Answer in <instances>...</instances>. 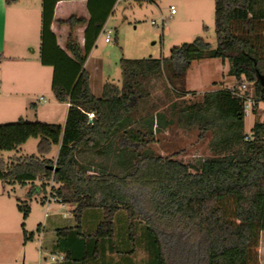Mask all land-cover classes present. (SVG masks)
Here are the masks:
<instances>
[{"label":"trees","instance_id":"trees-1","mask_svg":"<svg viewBox=\"0 0 264 264\" xmlns=\"http://www.w3.org/2000/svg\"><path fill=\"white\" fill-rule=\"evenodd\" d=\"M59 1L43 0L40 60L54 69L56 100L69 103L66 122L21 117L0 124V152L39 138L36 154L0 156V181L25 189L17 196L24 218L33 198L45 204L49 193L75 204L78 225L58 229L53 242L54 251L64 250V262L104 264L109 247L131 264L142 247L144 264H255L264 230V119L247 133L244 101L231 87L205 92L193 103H173L168 116L144 105L156 78L177 95L195 93L186 88L188 70L208 58L228 61L234 86L249 81L264 102L257 77V71L264 75V0H214L215 47L199 35L174 46L168 57L123 58L121 86L108 82L99 96L85 64L118 0H87L88 17L57 20L72 31L85 27L84 43L70 32L65 47L52 28ZM172 125L197 126L200 138L216 135L213 154L190 164L177 153L154 151L158 134ZM54 146L56 158L50 156ZM86 151L110 155L107 170L92 171L83 160ZM90 208H101L103 220L85 232L82 217ZM120 214L127 221L118 227Z\"/></svg>","mask_w":264,"mask_h":264},{"label":"rangeland","instance_id":"rangeland-1","mask_svg":"<svg viewBox=\"0 0 264 264\" xmlns=\"http://www.w3.org/2000/svg\"><path fill=\"white\" fill-rule=\"evenodd\" d=\"M41 1L21 0L22 5L30 4L33 6L29 15L22 12V14L26 13L25 15L29 16V20L18 22L15 26L10 21L7 22L6 37L9 43H13V46H9L11 54L26 55L30 53L33 56L32 51L39 47ZM71 2L67 1L66 3L70 4ZM172 5L176 7V13L174 14L171 12ZM74 9L79 15L84 7L76 4ZM152 20H155L157 25L152 24ZM61 26L64 25L59 23L55 25L62 39L61 41L64 43L67 32L62 30ZM109 28L113 30L112 41L107 43L105 38L106 31ZM81 34V28L76 27L74 35L80 38ZM199 35L204 36L213 47L217 45L214 0H119L86 63L87 70L91 75L92 91L98 96L101 95L104 84L108 82L121 86L123 80L121 59L168 57L171 55V49L174 46H179L184 42H192ZM36 55L38 56V53ZM229 67V62L226 61L223 64L221 58L193 61L187 73L186 88L195 93L185 96L177 95L173 90H167L164 79H154L152 81L151 99L144 105L146 111H151L153 107H156L157 111H165L168 116L172 111L171 106L173 103L181 105L193 103L200 101L205 92L234 86L238 81L234 76L228 74ZM1 69L0 79L3 78L4 80L0 85V95L5 96L6 92L12 88L7 79V75L11 76L9 67L5 70L4 67L0 66ZM24 70L23 67L18 69L20 73L17 76L19 81L16 82L18 90L24 88L23 85H25L28 78L30 79V74L25 73V78L22 76ZM51 70L52 68L49 69V71ZM244 82L247 84L249 92L254 95V85L245 79ZM27 88L31 92L29 94L31 101L27 103L26 99L18 97L14 102L19 106L17 111L19 113L10 114L7 111L5 114H0V124L16 121L20 117L30 121L65 123L67 105L56 100L49 81L42 80L34 85L30 84ZM2 103L3 101L0 102V108L3 110L6 106ZM36 110L39 112L38 117L34 116ZM263 119L264 102L258 101L256 112L249 111L246 113L245 131L250 133L255 121ZM200 133L201 131L197 126L184 128L172 125L158 134V141L153 143L151 147L162 155L177 153L178 159L186 163L197 164L213 154L210 143L216 136L207 133L204 138H200ZM38 143L39 138H30L20 147V153L26 155L36 154ZM2 152L6 158L17 154L14 150ZM55 154L56 146L50 152V156ZM83 160L84 163L93 168L92 171L101 172L107 170L110 164V155L86 151ZM3 185V182L0 181V192L3 191ZM7 185V190L11 192L13 186ZM0 201H4L0 202V211L3 214L5 213V217L2 219L4 223L2 224L10 225V229L4 231L7 234L0 233V264L62 263L60 260L53 261L51 259L52 255L58 258L60 251H54L55 248L52 243L54 242L55 231L50 223L57 221L60 227L74 225L76 223L74 216L68 209L75 207V204H67L66 216H64V209L60 208L59 202L53 201L49 211L50 215L53 216L49 218L45 216L44 210H40L38 203H33V210L25 219L16 199L5 198ZM46 223L48 224L47 235L46 238H41L39 228H42ZM117 223L120 227L119 219ZM85 232H88V230ZM122 239L125 238L122 237ZM254 252L255 264H264V230L259 232V243ZM145 255L143 248L139 247L132 257L131 264H144Z\"/></svg>","mask_w":264,"mask_h":264},{"label":"crops","instance_id":"crops-1","mask_svg":"<svg viewBox=\"0 0 264 264\" xmlns=\"http://www.w3.org/2000/svg\"><path fill=\"white\" fill-rule=\"evenodd\" d=\"M67 1H72V2L69 4V3H66ZM21 3H22L21 0H11L10 2H8L7 0H0V66L4 67L5 70L9 67V72H10L11 77H9V75H7L8 76L7 79L9 81V83H11V85H12L11 90L6 92V95H5L6 97L4 95H0V102L3 101L2 105L6 106V107L3 106L4 107L3 110L0 108V114H3V113L5 114V112H7V111H9L10 114H15L19 110V106L16 105L14 101L18 97L21 99H24V100L26 99V102L29 103L31 101L30 96H29V94L31 92H30L29 88H27V87L30 84L34 85L35 83H39L42 80H44L45 82L49 81V83L51 84V90H52L54 69L52 66L43 65L41 63V60H40L42 10H41L40 44H39L38 48H35L32 51L33 56L30 53L26 54V55H24V54L19 55V54H11V52H10L9 46H13V43H9V41L7 40L8 38L6 37L7 22L10 21L15 26L18 22L21 23L24 20H29V18H28L29 16H26L25 14L27 13L29 15V12H31L32 7H33L30 4L27 5L24 3L25 5H22ZM42 4H43V0L41 1V7L43 9ZM76 4L84 7V9H82V11L79 15L88 17L89 13H88V9H87V0H61L57 3V6H56L55 21L52 25V28L57 33L59 44L62 47L66 46V41H67L68 35L70 32H73V34H74V30L72 31L71 28L68 27L67 24H63L64 26H61L62 30L67 32V36L65 37V39L63 41L64 43H62V41H61L62 39L60 38V36L58 34V30L55 27V25L57 23V20L66 19L73 14H77L76 10L74 9V6H76ZM22 12H26V13L22 14ZM80 28L82 30V34L80 35L79 40L81 43H84L85 27H80ZM60 32H61V28H60ZM36 53H38V56L36 55ZM34 58H36V59H34ZM222 62H223V64L226 63V61H223V60H222ZM20 67H23L25 69L22 72V76L24 77L25 73L30 74L29 75L30 79L28 78L27 81L25 82V85H27V86L23 85L24 88H21L18 90L16 87L17 86L16 82L19 81V80H17V76L20 74L18 71V69H20ZM51 68H52V70L49 71V69H51ZM85 68L87 69L86 64H85ZM1 73H2V69L0 70V74ZM3 80H4L3 78H2V80L0 79V85H1V82H3ZM21 91H23V92H21ZM0 92H1V90H0ZM22 96H24V97H22ZM65 104L67 105V113H68L69 103H65ZM13 111H14V113H13ZM17 113H19V112H17ZM38 115H39V112H38V110H36L34 113V116L38 117ZM20 150H21V148H19L18 150H14L17 152V154H15V155H22L20 153ZM58 152H59V146H56V154L52 155L51 157L56 158L58 156ZM0 156L6 158L3 154V152H0ZM9 157H12V156H9ZM7 186H8L7 184L3 185V191L0 192V200H3L5 198L17 200V196L23 195L25 192L24 187H20L18 184L12 185L13 188H12L11 192L7 190ZM0 202H4V201H0ZM55 202L58 203V201H55ZM33 203L34 204L38 203L39 204L38 207L40 208V210H42V211L44 210L45 216L52 218L53 215H50L49 211L51 209V205H52L53 201L50 204H46V203L42 204L37 199L33 198L32 202H31V204H32L31 210H33ZM58 204H60L59 206L61 209H64V216H66L67 204L60 203V202ZM74 208L75 207L68 209L69 212H72L73 216H74V213H73ZM88 212H90V213H88ZM102 212L103 211L101 208L87 209L85 211L83 217H82V222H81L83 230L84 231L88 230V232H93L98 227L100 222L103 220V213ZM4 217H5V213L3 214L0 211V230H2V232H0V233L7 234L4 231L6 229H10V225L9 224L8 225L2 224V223H4L2 221V219ZM74 219H75V217H74ZM116 219L117 220L119 219L120 223H124L125 220L127 221V217L125 216V214H120L118 217H116ZM75 222L76 223L74 225H72L71 227L78 225V222L76 221V219H75ZM50 225H53L52 228L55 231L54 232V238H53V241H54L56 239L57 230L60 228H64L65 226H63V227L58 226L59 224L57 221L50 223ZM47 226H48V224L46 223L44 226H42V228H40L41 238L42 237L46 238ZM52 245H54V244L52 243ZM42 252L43 251L41 250V253ZM61 254L65 255L64 250L60 251L59 255H61ZM104 259H105L104 264H124L127 262V260L131 261L130 258L126 260L123 256L121 257L118 254L111 253L109 251V247L107 249L106 254L104 255ZM60 264H92V262H91V260L85 261V262L84 261H77V260H68V261L64 262V260H62V263H60ZM95 264H99V263L97 262Z\"/></svg>","mask_w":264,"mask_h":264},{"label":"built area","instance_id":"built-area-1","mask_svg":"<svg viewBox=\"0 0 264 264\" xmlns=\"http://www.w3.org/2000/svg\"><path fill=\"white\" fill-rule=\"evenodd\" d=\"M171 12L173 14L176 13L175 5L171 6ZM152 24L157 25V22L155 20H152ZM112 32H113V30L111 28L107 29V31H106L105 41L107 43L112 41ZM231 88H232V92H233L234 95H236V96L240 97L241 99H243L245 114L248 113L249 111H253L254 107L258 104V100L255 98L253 93L249 92L247 84L244 81H242L237 86H232ZM90 116L92 117L93 114H90ZM52 201H58V202L62 203L60 199L52 196L49 193L45 203L46 204H50ZM51 259L53 261H56V260L62 261V260L65 259V255L61 254V255H59L58 258L55 255H52Z\"/></svg>","mask_w":264,"mask_h":264},{"label":"water","instance_id":"water-1","mask_svg":"<svg viewBox=\"0 0 264 264\" xmlns=\"http://www.w3.org/2000/svg\"><path fill=\"white\" fill-rule=\"evenodd\" d=\"M257 77H258V79L260 81L261 88H264V75L261 74L259 71H257Z\"/></svg>","mask_w":264,"mask_h":264}]
</instances>
